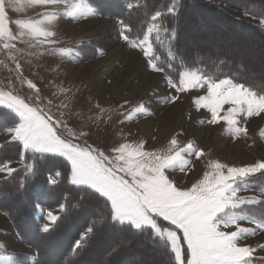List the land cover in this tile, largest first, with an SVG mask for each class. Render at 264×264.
<instances>
[{
  "label": "snow or ice",
  "instance_id": "snow-or-ice-1",
  "mask_svg": "<svg viewBox=\"0 0 264 264\" xmlns=\"http://www.w3.org/2000/svg\"><path fill=\"white\" fill-rule=\"evenodd\" d=\"M24 2L45 10L40 14V19L16 20L19 30L14 33L6 11V0H0V42L2 48L9 51L15 64L11 71L21 78L22 65L14 53L22 50L16 49L15 41L23 43L25 37H29L37 44H56L58 41L48 39L56 33L46 25H51L62 16L75 20L96 14L89 0ZM7 5L20 10V0H7ZM58 5H65L66 10H57L55 6ZM128 7L131 8L132 4L129 3ZM166 11L175 14L176 0H171ZM163 15L161 11H155L151 16L152 22L135 36L129 34L132 31L130 26L120 21L124 28L122 38L132 48L142 51L152 71L164 73L170 88L177 92L205 89L206 94L196 96L194 104L197 109H206L211 114L207 123L219 124L223 121L229 135L246 136L247 128L243 124L247 119L264 116V87L240 82L232 76L221 79L183 61L175 65L176 55L172 47L168 49L172 62L166 65L158 63L160 57L156 49L165 39L171 41L175 37L174 29L170 30L158 22ZM260 24L264 25V14L260 15ZM162 33L165 34L163 37ZM31 46L35 47V44ZM58 51L65 55L71 54L69 48ZM27 83L30 88H36L31 81ZM162 99L169 103L175 102L178 97L166 96ZM0 105L18 117L13 126L5 125L0 131L10 134L11 141L19 142L25 152H31L34 156L51 154L63 157L70 165V184L78 186L86 196L93 197L97 204H103L108 210L110 221L141 232L149 231L169 254L171 264H257V249L242 242L256 235L257 230L264 231V220L245 214L242 209L245 205L264 203V200L257 196H241L239 193L249 190L250 177L264 173V159L242 167L211 160L207 165L209 171H205L191 187L182 188L172 174L177 171L186 173L193 166L192 158L199 159L204 155L203 150L192 141L180 145L172 137L165 150L153 151L145 150L143 141L137 144L124 142L105 154L98 148L74 142L80 136L87 135L83 131L79 136L70 131L71 138L62 135L59 130L68 128L64 121L51 114L50 110L46 112L38 105L26 102L11 90H0ZM60 107L66 108L67 105L61 104ZM151 114L143 103H139L125 116V120L131 121L138 115ZM10 163L0 161V173L12 177L18 170L9 167ZM25 172V180L28 175L35 176V163L26 164ZM56 174L61 175L60 172ZM19 187L23 188L24 184L21 183ZM260 191L264 196V188ZM33 208L43 212L39 202H35ZM46 218L52 224L60 219L52 211L46 213ZM241 222L255 227H245ZM49 229L48 223L42 226L44 232ZM93 231V227L87 228V233ZM87 238V234L81 236L75 242V248L79 249L81 242ZM3 247L0 244V249ZM260 249L264 250V245ZM0 261L15 264L11 256L0 255ZM260 264H264V258Z\"/></svg>",
  "mask_w": 264,
  "mask_h": 264
},
{
  "label": "rangeland",
  "instance_id": "rangeland-1",
  "mask_svg": "<svg viewBox=\"0 0 264 264\" xmlns=\"http://www.w3.org/2000/svg\"><path fill=\"white\" fill-rule=\"evenodd\" d=\"M124 1L126 6L129 3L132 6L139 4V0ZM89 2L96 9L95 15L75 20L62 16L51 25H46L56 33L54 37L48 39L56 40L58 43L37 44L29 37H25L23 43L19 40L14 42L16 49L22 50L14 53L22 65V78L11 71L15 64L9 56V51L4 50L2 42H0V90H11L14 94L24 98L26 102L36 104L46 112L50 110L51 114L59 117L68 125L67 129L59 130L62 135L71 138L70 131H74L77 136L83 131L87 135L80 136L74 142L81 146L90 145L93 148H98L105 154H109L113 147L124 142L137 144L143 141L145 150L153 151L165 150L172 137H175L180 145L192 141L203 150L204 155L199 159L192 158L193 166L186 173L177 171L172 174L182 188L191 187L205 171H209L207 165L211 160H217L229 166L242 167L264 159V135H262L264 133V116L248 118L247 122L243 124L247 128V135L240 137L229 135L223 121L219 124L207 123L211 114L206 109H197L194 104V98L206 94V90L191 89L187 92H177L170 88L164 73L152 71L147 66V60L142 51L139 48H132L122 38L121 32L124 31V28L119 23L122 20L115 14L116 7L110 8L115 10L112 12L101 4L93 3L90 0ZM55 7L61 12L66 10L65 5ZM224 9L237 18L264 27L260 24V18L253 17L243 11ZM44 10L39 6H28L24 0H20V10L17 11L9 7L6 0V11L14 33L19 30L15 24L16 20L40 19V14ZM210 27H212L209 28L210 31L215 30L214 26ZM129 34L135 36L139 33ZM192 34L197 37V34L201 35V31ZM224 34L225 32H223ZM220 40L219 37L216 41L220 42ZM32 44H35V47H32ZM62 48L71 49V54H61L58 50ZM233 48H241L245 52L254 50L253 59L264 56V49H255L254 44L248 43L242 46L238 44ZM27 81L35 84L36 88H30ZM166 96H175L178 99L175 102L165 103L162 98ZM139 103H143L152 114L138 115L131 121L125 120V116ZM61 104H65L67 107H60ZM0 108L15 116V113L3 105H0ZM102 109L103 111H101ZM61 113H63L62 116ZM16 119L18 121V117ZM13 125L14 123H11L7 126ZM8 142L15 141H11L10 134L0 131V146ZM20 147L19 160L11 161L9 167L16 169L29 164L25 162V155L31 152H25L21 144ZM59 158L65 160L63 157ZM66 163L68 164L67 161ZM69 172L70 165L68 164V174ZM56 173L49 174V184H55L58 181L59 175ZM4 177H7V174L0 173V179ZM262 188H264V173H257L249 178V190L241 191L239 195L257 196L264 200L260 191ZM260 204L264 203L245 205L242 210L245 214L263 220L254 215ZM40 206L43 212L35 209V220L40 233L44 234L46 233L42 230L44 224H50V228L55 225L46 218V213L52 211L54 215L60 217L64 205L59 203L52 207H45L41 204ZM85 218L83 215L82 219ZM80 221L81 219L76 222ZM241 223L245 227H255L247 222ZM89 225L90 223L80 231L75 242L81 236L89 235L87 233ZM104 232L97 249L103 250L113 241H121L119 243L122 245L119 246L123 247V244L131 239L108 229ZM94 241L95 239L88 244L87 240L82 241L81 245L85 243L86 247L82 251H77L74 259L81 258L79 261H82V258L89 259L85 255L86 249L91 248ZM75 242L70 251L75 250ZM242 243L257 249L255 257L257 264H260L261 259L264 258V250L260 249V246L264 245V231L257 230L256 235L248 237ZM0 244L4 245L0 249V255L11 256L15 264H39L34 247L19 238L12 222L1 211ZM137 249L138 247L133 256L134 259L126 258L122 261L124 259L122 258L121 263L137 264L136 258L141 248L138 251ZM57 250L59 249L54 248L50 252L53 259V252ZM101 250L98 251L102 252ZM95 254L101 255L95 251L89 256L93 258ZM112 254L108 256L111 257ZM52 257L49 258L52 259ZM153 258L155 257L149 254L148 259L144 260L148 263ZM0 264H5V262L0 261Z\"/></svg>",
  "mask_w": 264,
  "mask_h": 264
},
{
  "label": "trees",
  "instance_id": "trees-1",
  "mask_svg": "<svg viewBox=\"0 0 264 264\" xmlns=\"http://www.w3.org/2000/svg\"><path fill=\"white\" fill-rule=\"evenodd\" d=\"M90 1L101 4L112 12L115 10L110 8L116 7V16L130 26L131 33H142L152 22L151 16L155 11H161L164 15L158 22L170 30L174 29L175 37L171 41L165 39L156 49V54L160 57L158 63L163 62L166 65L172 62L168 55V49L172 47L176 55L175 65H180L183 61L218 78L232 76L240 82L264 87V56L253 59L254 50L245 52L241 48H233L238 44L242 46L250 43L255 45V49H264V27L237 18L224 9L243 11L260 18V15L264 14V0H176L175 14L166 11L171 0H139V4H134L131 8L125 5L124 0ZM210 24L215 27L214 31L209 30L212 28ZM200 31V36L197 34L195 37L192 34ZM164 35L162 33V37ZM219 37L221 40L217 42ZM16 120L12 113L0 108V129ZM30 154L25 155V162L35 163V176L28 175L25 180V167H18L16 168L18 171L12 177L0 179V211L8 216L19 238L34 247L39 264H123L122 258H124L122 261L126 258L134 259L137 247L141 248L136 258L137 264H171L169 254L149 231L141 232L110 221L108 210L103 204H97L93 197L86 196L78 187L69 184L68 164L65 160L52 155L45 154L41 157L39 154L35 156L33 153ZM20 156L21 147L18 142H8L0 146V161L19 160ZM53 172H60L61 175L55 184H49L48 176ZM21 183L24 184L23 188L19 187ZM35 202L45 207L59 203L64 205L60 219L44 234L40 233L35 220L33 208ZM257 208L254 215L264 220V204ZM83 215L85 219H82ZM80 219L81 221L77 223L76 221ZM88 223L94 231L87 236V244L94 239L95 241L91 248L86 249L85 255L89 259L82 258V261H79L81 258L74 259V256L77 251H82L86 247L85 243L79 249L75 248L74 251L70 249L80 231ZM107 229L131 239H128L123 247L119 246L122 245L119 243L121 241H113L103 250L97 249L105 234L104 230ZM57 234L59 235L55 236ZM53 236L55 238L52 239ZM54 248L59 250L53 252V259L50 252ZM95 251L101 255L95 254L91 258ZM111 253L112 256H108ZM149 254L155 258L146 263L144 259H148Z\"/></svg>",
  "mask_w": 264,
  "mask_h": 264
}]
</instances>
